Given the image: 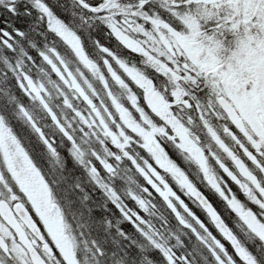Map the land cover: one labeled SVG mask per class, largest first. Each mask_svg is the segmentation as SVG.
Masks as SVG:
<instances>
[{"label":"snow or ice","instance_id":"1","mask_svg":"<svg viewBox=\"0 0 264 264\" xmlns=\"http://www.w3.org/2000/svg\"><path fill=\"white\" fill-rule=\"evenodd\" d=\"M0 264H264V0H0Z\"/></svg>","mask_w":264,"mask_h":264}]
</instances>
